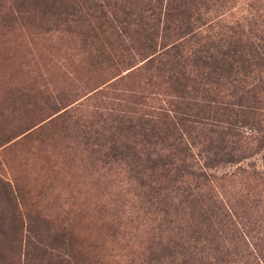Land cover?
<instances>
[{"label": "trees", "instance_id": "trees-1", "mask_svg": "<svg viewBox=\"0 0 264 264\" xmlns=\"http://www.w3.org/2000/svg\"><path fill=\"white\" fill-rule=\"evenodd\" d=\"M0 22L73 32L90 65L116 73L125 63L119 80L155 89L91 119L56 97L27 131L38 141L47 126L65 128L134 183V218L149 230L132 264H264V212L254 209L264 198L223 200L211 184L218 167L250 155L264 166V0H0ZM260 220L259 236L249 233ZM28 242L52 264H110L70 233Z\"/></svg>", "mask_w": 264, "mask_h": 264}, {"label": "rangeland", "instance_id": "rangeland-1", "mask_svg": "<svg viewBox=\"0 0 264 264\" xmlns=\"http://www.w3.org/2000/svg\"><path fill=\"white\" fill-rule=\"evenodd\" d=\"M113 48L123 56L120 45ZM86 55L73 32L0 22V264H52L37 243L28 242L33 233L42 241L70 233L110 264V253L119 264H132L143 248L149 225L134 218L138 191L120 166L102 163L58 125L44 128L41 142L27 133L56 97L74 117L91 119L155 90L137 76L119 80L125 63L107 73ZM136 61L133 56L131 64ZM251 169L264 174L260 155L218 167L211 184L223 200L264 198L262 180L247 177ZM13 186L18 207L10 200ZM254 209L264 212V202ZM263 220L249 233L259 236L256 225L262 228Z\"/></svg>", "mask_w": 264, "mask_h": 264}]
</instances>
